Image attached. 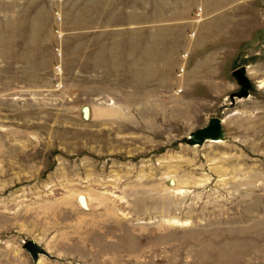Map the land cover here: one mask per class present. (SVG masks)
Segmentation results:
<instances>
[{"label":"rangeland","instance_id":"1","mask_svg":"<svg viewBox=\"0 0 264 264\" xmlns=\"http://www.w3.org/2000/svg\"><path fill=\"white\" fill-rule=\"evenodd\" d=\"M0 264H264V0H0Z\"/></svg>","mask_w":264,"mask_h":264},{"label":"water","instance_id":"2","mask_svg":"<svg viewBox=\"0 0 264 264\" xmlns=\"http://www.w3.org/2000/svg\"><path fill=\"white\" fill-rule=\"evenodd\" d=\"M233 75L241 85L240 93H238V95H246L249 89V81L248 78L244 75V68L240 67L238 69H235L233 71ZM85 111L88 114L87 106L83 107V114L86 117L87 115L85 114ZM220 121V118L213 117L212 119H210L209 123L206 126L193 131L189 135V141L194 144H202L207 140L221 139L223 132L221 129ZM23 247L28 250L34 260L37 259L40 253L48 255V252L34 240H27L23 244Z\"/></svg>","mask_w":264,"mask_h":264},{"label":"bare ground","instance_id":"3","mask_svg":"<svg viewBox=\"0 0 264 264\" xmlns=\"http://www.w3.org/2000/svg\"><path fill=\"white\" fill-rule=\"evenodd\" d=\"M221 139H218V140H213V141H216V142H218V141H220Z\"/></svg>","mask_w":264,"mask_h":264}]
</instances>
